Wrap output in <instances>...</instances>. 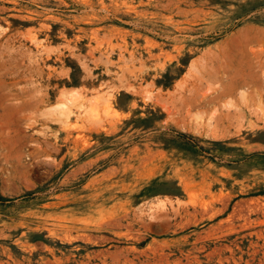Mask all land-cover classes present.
Masks as SVG:
<instances>
[{
  "label": "rangeland",
  "instance_id": "obj_1",
  "mask_svg": "<svg viewBox=\"0 0 264 264\" xmlns=\"http://www.w3.org/2000/svg\"><path fill=\"white\" fill-rule=\"evenodd\" d=\"M0 264H264V0H0Z\"/></svg>",
  "mask_w": 264,
  "mask_h": 264
}]
</instances>
